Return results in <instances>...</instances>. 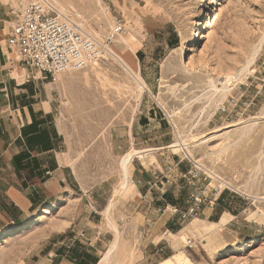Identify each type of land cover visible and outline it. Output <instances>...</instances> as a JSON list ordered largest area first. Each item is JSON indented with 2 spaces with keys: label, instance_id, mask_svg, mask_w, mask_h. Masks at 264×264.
Listing matches in <instances>:
<instances>
[{
  "label": "rangeland",
  "instance_id": "1",
  "mask_svg": "<svg viewBox=\"0 0 264 264\" xmlns=\"http://www.w3.org/2000/svg\"><path fill=\"white\" fill-rule=\"evenodd\" d=\"M2 1L19 7L34 0ZM48 1L59 12L64 3L73 21H80L73 14L77 9L83 12L82 29L99 33L96 39L104 44L116 19L124 20L126 32L115 35L99 61L47 78L26 69L6 43L10 65L24 79L32 72L51 90L72 174L54 203L37 207L22 223L0 227L1 232L29 221L0 239V264H34L66 245L101 257L114 238L108 220L120 233L108 264H158L175 255L177 264H264V0H208L209 10L199 0ZM201 9L200 37L190 43ZM11 27L4 30L6 42ZM123 38L129 47L120 53L116 45ZM110 48L138 69L142 89ZM225 75L231 78L223 88ZM211 84L222 86L224 94H215ZM228 95L239 100L238 114L229 118L217 112ZM131 148L146 151L132 157L128 171L153 169L160 160L166 169L158 182L171 179L166 192L177 197L179 210L187 207V193L169 171L172 159L198 161L216 179L213 184L224 188L215 202L220 208L214 211L209 203L197 219L139 233L132 222L144 197L135 186V192L120 191V157ZM170 208L162 209L166 216ZM190 223L193 231L176 234Z\"/></svg>",
  "mask_w": 264,
  "mask_h": 264
},
{
  "label": "crops",
  "instance_id": "2",
  "mask_svg": "<svg viewBox=\"0 0 264 264\" xmlns=\"http://www.w3.org/2000/svg\"><path fill=\"white\" fill-rule=\"evenodd\" d=\"M7 4L0 0V227L22 223L37 207L54 203L65 191L72 174L66 163L65 140L54 114L51 90L45 83L35 81L36 77H31L32 72L28 71L29 77L24 79L22 71L10 65L4 30L13 22L9 18L10 7ZM155 160L153 169L133 167L126 186L127 193L135 192V186L144 197L145 204L136 211L132 222L133 228L141 234L173 229L177 221L176 217L166 216L162 210L165 205L175 206L177 197L172 198L169 191L166 192L172 184L171 179L158 182L166 168L160 160ZM182 160L172 159L169 171L177 174L187 169L189 163H182ZM219 208L212 204L214 211ZM211 223L217 222L212 220ZM194 228L195 225L190 223L176 234H184ZM202 240L206 251L211 254L205 239ZM88 246L93 247L94 244L90 242ZM155 251H162V248ZM102 255L100 257L87 247L78 251L66 245L52 250L34 264H99ZM177 258L175 255L163 260L169 259L177 264ZM186 260L190 261L189 258ZM162 261L158 264H163Z\"/></svg>",
  "mask_w": 264,
  "mask_h": 264
},
{
  "label": "built area",
  "instance_id": "3",
  "mask_svg": "<svg viewBox=\"0 0 264 264\" xmlns=\"http://www.w3.org/2000/svg\"><path fill=\"white\" fill-rule=\"evenodd\" d=\"M106 11H109L106 8ZM12 27L7 43L19 61L36 70L42 78L67 70H79L99 61L115 35L125 33L124 20L116 19L105 44L88 35L81 26L60 13L48 0H34L24 6L10 7ZM239 100L228 95L217 108L225 117L238 114ZM187 169L178 171L182 187L187 193V207L179 210L171 206L169 214L184 222L203 214L209 203L218 201L224 188L213 184L211 172L198 161L186 156Z\"/></svg>",
  "mask_w": 264,
  "mask_h": 264
},
{
  "label": "bare ground",
  "instance_id": "4",
  "mask_svg": "<svg viewBox=\"0 0 264 264\" xmlns=\"http://www.w3.org/2000/svg\"><path fill=\"white\" fill-rule=\"evenodd\" d=\"M87 0H85V2H86ZM50 2V1H49ZM81 2V1H80ZM199 2L201 3V5L203 6V8H204V10H209V8H208V5H207V3H208V0H199ZM51 3V2H50ZM52 4V3H51ZM62 4H64V3H62L61 2V6H60V12L63 14V15H68L67 13H66V10H65V8L64 7H62ZM70 4V3H69ZM87 4H89V2L87 3ZM53 5V4H52ZM60 5V4H59ZM74 5V4H73ZM54 6V5H53ZM88 6V5H87ZM55 7V6H54ZM72 7V6H71ZM81 7H83V6H81ZM56 8V7H55ZM67 8H68V6H67ZM82 9V8H81ZM78 10V9H77ZM75 11L73 14L80 20V21H76V20H74L79 26H81L82 27V21H85V17H84V15L85 14H83V12H79V11ZM84 10V9H83ZM87 10V9H86ZM84 12H87V11H84ZM69 14H70V12H69ZM88 14V12L86 13V15ZM203 15H204V12H203ZM68 17V16H67ZM202 9L197 13V15H196V18H195V21H194V26H193V28H192V30H191V33H189V42L190 43H193V42H197L198 40H199V37H200V29L202 28V22H201V20H202ZM83 28V27H82ZM113 28V27H112ZM91 30V29H90ZM93 30V29H92ZM94 31V30H93ZM99 32V31H98ZM101 33H102V30H101ZM88 34H90V36H92L93 38H95L96 39V37H97V35L96 34H99V33H91V32H89ZM118 35V34H117ZM100 37V36H99ZM122 38V37H121ZM115 40H117V39H115ZM116 47H117V49H118V52H122V51H124L126 48H128L129 47V44L126 42V40L123 38V39H120L119 41H118V44L116 45ZM131 47V46H130ZM109 51V54L112 56V57H114V58H116V59H118V60H120V62L122 63V65H123V67L126 69H124L125 71H129V73H130V71L131 72H133V74L134 75H132V76H134L135 77V79L136 80H138V82H139V86H140V89H142L143 88V83H142V79L139 77V73L137 72L138 71V69H136V68H134V66L132 65V64H130V63H128L125 59H123V57H121V55L119 54V53H116L115 51H113L111 48L110 49H108ZM188 50V49H187ZM105 52V51H104ZM104 56V55H103ZM119 63V62H118ZM79 70H81V69H79ZM69 71H78V70H67V71H64V72H60V73H68ZM69 73H71V72H69ZM222 77H224V81L222 82V85H223V88L225 87L224 85L229 81V79L231 78V75L229 76V75H225V76H222ZM234 77V76H233ZM233 79V78H232ZM235 79V78H234ZM237 79V78H236ZM231 82V81H230ZM213 83V82H212ZM229 83V82H228ZM215 84V83H214ZM214 84H211L212 85V87H213V91L215 92V94L216 93H218V94H220V93H223V88H218V87H215V85ZM221 84V83H220ZM228 85V84H227ZM227 87V86H226ZM227 88H229V86L227 87ZM226 88V89H227ZM222 91V92H221ZM226 94H227V92H226V90L224 91ZM224 94V93H223ZM220 95V97L219 98H221L222 99V97L224 98V95ZM219 96V95H218ZM219 98H218V100H219ZM184 141V140H183ZM185 144L184 145H187V142L185 141L184 142ZM175 144V143H174ZM177 144V143H176ZM183 144H180L179 143V146H181V148L187 153V151H186V148H184L183 146H184ZM170 146H173V145H170ZM140 152H142V151H140V150H137V149H134V148H131L129 151H127L126 153H124L121 157H120V166H121V170H122V173H121V178H120V180L122 181H120L121 182V188H120V191H123L125 188H126V186H127V182H128V177H129V171H128V166H129V164H130V161H131V159H132V157L135 155V154H137V153H140ZM119 190V189H118ZM119 192V191H118ZM120 193V192H119ZM117 194V193H116ZM256 198V197H255ZM113 202V201H112ZM112 205V203H109V205L107 206V208H106V213L105 214H108L107 213V211L109 210V207ZM27 222H29V221H27ZM27 222H25V223H27ZM24 223V224H25ZM23 224V225H24ZM107 224L109 225V227L113 230V234H114V238H113V241H112V243H110L111 245L109 246V248L107 249V251L104 253V255H102V259H101V261H100V263L99 264H108L110 261H111V258L113 257V255L115 254V252H116V250L118 249L117 247H118V243H119V235H120V233H119V230L117 229V227H116V225L115 224H113V222H111L110 220H108L107 221ZM23 225H21V226H18V227H16V228H14V229H10V230H8V229H4V230H2L1 232H0V239H2V238H4V237H6L7 235H9V234H12L13 233V231H15L16 229H19L20 227H22ZM162 263L163 264H174V263H176V262H171L169 259H166V260H163L162 261Z\"/></svg>",
  "mask_w": 264,
  "mask_h": 264
}]
</instances>
